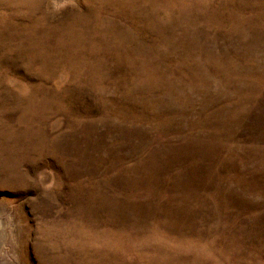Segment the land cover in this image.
Instances as JSON below:
<instances>
[{
    "label": "rangeland",
    "instance_id": "374dc122",
    "mask_svg": "<svg viewBox=\"0 0 264 264\" xmlns=\"http://www.w3.org/2000/svg\"><path fill=\"white\" fill-rule=\"evenodd\" d=\"M0 264H264V0H0Z\"/></svg>",
    "mask_w": 264,
    "mask_h": 264
}]
</instances>
